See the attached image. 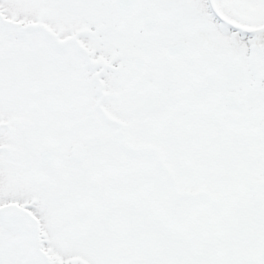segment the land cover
I'll return each mask as SVG.
<instances>
[{
  "label": "snow or ice",
  "instance_id": "6c2138e0",
  "mask_svg": "<svg viewBox=\"0 0 264 264\" xmlns=\"http://www.w3.org/2000/svg\"><path fill=\"white\" fill-rule=\"evenodd\" d=\"M0 264H264V0H0Z\"/></svg>",
  "mask_w": 264,
  "mask_h": 264
}]
</instances>
